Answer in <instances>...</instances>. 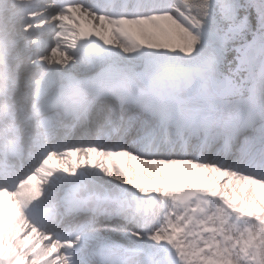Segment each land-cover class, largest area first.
Segmentation results:
<instances>
[{
    "label": "snow or ice",
    "instance_id": "obj_1",
    "mask_svg": "<svg viewBox=\"0 0 264 264\" xmlns=\"http://www.w3.org/2000/svg\"><path fill=\"white\" fill-rule=\"evenodd\" d=\"M17 3L0 264H264V0Z\"/></svg>",
    "mask_w": 264,
    "mask_h": 264
},
{
    "label": "bare ground",
    "instance_id": "obj_2",
    "mask_svg": "<svg viewBox=\"0 0 264 264\" xmlns=\"http://www.w3.org/2000/svg\"><path fill=\"white\" fill-rule=\"evenodd\" d=\"M2 3L5 4L6 1H5V0H2ZM17 7H18V6H17ZM17 7H16V8H17ZM12 15H15V12H13Z\"/></svg>",
    "mask_w": 264,
    "mask_h": 264
}]
</instances>
